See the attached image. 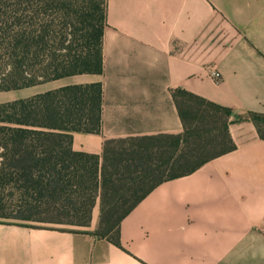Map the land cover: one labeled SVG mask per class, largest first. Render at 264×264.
Listing matches in <instances>:
<instances>
[{"label":"crops","instance_id":"0c3cea01","mask_svg":"<svg viewBox=\"0 0 264 264\" xmlns=\"http://www.w3.org/2000/svg\"><path fill=\"white\" fill-rule=\"evenodd\" d=\"M103 66L22 98L102 84L101 132L74 133L75 152L183 134L177 90L231 109L236 149L154 189L122 221L118 245L94 235L96 208L85 228L0 222V264H264V140L240 121L264 115V0H107ZM11 95L1 103L22 100Z\"/></svg>","mask_w":264,"mask_h":264},{"label":"trees","instance_id":"16d2710c","mask_svg":"<svg viewBox=\"0 0 264 264\" xmlns=\"http://www.w3.org/2000/svg\"><path fill=\"white\" fill-rule=\"evenodd\" d=\"M107 0H0V93L103 73ZM181 135L106 141L73 150V134L102 129V84L67 86L0 104V222L85 228L119 244L122 221L158 186L236 149L232 110L174 93ZM248 120L264 140V115ZM114 213H117L116 215Z\"/></svg>","mask_w":264,"mask_h":264},{"label":"rangeland","instance_id":"374dc122","mask_svg":"<svg viewBox=\"0 0 264 264\" xmlns=\"http://www.w3.org/2000/svg\"><path fill=\"white\" fill-rule=\"evenodd\" d=\"M29 94H31V89L17 91V92H14L13 95H11V94H8V95H6V94H0V103L9 100L10 99L9 95L14 96L17 99H22V98L28 96ZM95 208H96V211H99V213H94V215H98V214L100 215V201L97 202V205H96ZM114 214L116 215L117 213H114ZM30 225H35V226H51V225H41V224H30ZM76 228H78V227H76Z\"/></svg>","mask_w":264,"mask_h":264},{"label":"built area","instance_id":"2783aa9c","mask_svg":"<svg viewBox=\"0 0 264 264\" xmlns=\"http://www.w3.org/2000/svg\"><path fill=\"white\" fill-rule=\"evenodd\" d=\"M212 77H213V79H214V81H215L216 83H219V82L222 81L221 74L218 73L217 71L214 72V73L212 74Z\"/></svg>","mask_w":264,"mask_h":264}]
</instances>
